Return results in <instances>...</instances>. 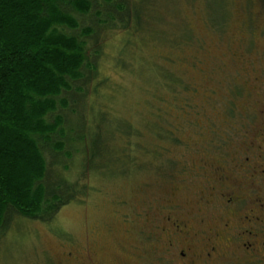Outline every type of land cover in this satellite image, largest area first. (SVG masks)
<instances>
[{
	"label": "rangeland",
	"instance_id": "1",
	"mask_svg": "<svg viewBox=\"0 0 264 264\" xmlns=\"http://www.w3.org/2000/svg\"><path fill=\"white\" fill-rule=\"evenodd\" d=\"M105 9L94 2L93 13ZM136 12L143 21L149 12L152 28L133 38L119 28L101 32L99 68L109 87L85 131L99 143L111 131L108 121L127 123L137 130L127 147L142 151L128 150L120 170L95 167L83 178L80 157L67 159L68 170L60 171L80 179L83 195L50 222L13 216L0 236V264H180L183 246L165 222L167 212L186 216L191 232L201 218L205 227L214 222L213 208L201 203L207 190L198 165H229L243 134L260 121L255 110L264 91L247 83L264 78V0H156ZM155 64L183 87L157 86ZM119 138L112 146L126 145ZM233 261L225 255L218 264Z\"/></svg>",
	"mask_w": 264,
	"mask_h": 264
},
{
	"label": "trees",
	"instance_id": "2",
	"mask_svg": "<svg viewBox=\"0 0 264 264\" xmlns=\"http://www.w3.org/2000/svg\"><path fill=\"white\" fill-rule=\"evenodd\" d=\"M101 1L106 9L93 13L98 0H0V236L15 215L50 222L83 195L80 179L60 171L74 154L87 166L78 174L83 178L95 167L120 170L129 151H142V145L127 147L137 134L127 123L108 121L111 131L99 143L85 129L109 87L99 68L101 32L119 28L133 38L152 28L149 12L143 21L136 9L148 10L156 0ZM154 67L157 86L183 87L163 65ZM116 138L126 145L112 146Z\"/></svg>",
	"mask_w": 264,
	"mask_h": 264
},
{
	"label": "flooded vegetation",
	"instance_id": "3",
	"mask_svg": "<svg viewBox=\"0 0 264 264\" xmlns=\"http://www.w3.org/2000/svg\"><path fill=\"white\" fill-rule=\"evenodd\" d=\"M260 33L264 37V26ZM255 36L252 32L251 38ZM258 80H251L247 87L253 82L264 91V78ZM257 108L260 121L243 134L229 165L222 159L209 167L201 160L198 165L204 170L202 186L207 190L201 203L213 208L214 222L205 227L201 218V226L191 232L186 216L175 218L168 211L164 218L183 246L178 252L180 264H218L231 254L233 264H264V101ZM162 231L166 233L165 228Z\"/></svg>",
	"mask_w": 264,
	"mask_h": 264
}]
</instances>
